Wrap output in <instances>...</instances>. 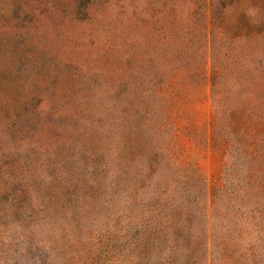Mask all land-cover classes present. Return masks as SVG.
I'll return each mask as SVG.
<instances>
[{
    "label": "rangeland",
    "instance_id": "obj_1",
    "mask_svg": "<svg viewBox=\"0 0 264 264\" xmlns=\"http://www.w3.org/2000/svg\"><path fill=\"white\" fill-rule=\"evenodd\" d=\"M0 264H264V0H0Z\"/></svg>",
    "mask_w": 264,
    "mask_h": 264
}]
</instances>
